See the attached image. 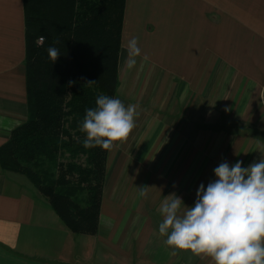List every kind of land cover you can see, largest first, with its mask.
<instances>
[{
    "label": "crops",
    "instance_id": "crops-1",
    "mask_svg": "<svg viewBox=\"0 0 264 264\" xmlns=\"http://www.w3.org/2000/svg\"><path fill=\"white\" fill-rule=\"evenodd\" d=\"M132 36L148 59L137 57L129 70L120 48L114 97L137 105L138 116L128 139L108 151L96 239L115 247L111 264H175L174 257L178 264L184 250L159 235L151 216L156 200L118 201L119 209L150 212L132 236L123 240L115 222L106 227L105 189L116 191L108 178L123 173L114 156H145L147 193L161 179L159 198L193 191L210 166L239 160L247 167L262 158L264 0H125L121 45ZM24 58L23 2L0 0V146L27 118ZM83 240L23 176L0 169V264H103Z\"/></svg>",
    "mask_w": 264,
    "mask_h": 264
},
{
    "label": "trees",
    "instance_id": "trees-1",
    "mask_svg": "<svg viewBox=\"0 0 264 264\" xmlns=\"http://www.w3.org/2000/svg\"><path fill=\"white\" fill-rule=\"evenodd\" d=\"M22 2L27 118L0 146V169L26 178L69 232L92 236L108 151L85 149L80 126L96 98L118 88L125 0Z\"/></svg>",
    "mask_w": 264,
    "mask_h": 264
},
{
    "label": "clouds",
    "instance_id": "clouds-1",
    "mask_svg": "<svg viewBox=\"0 0 264 264\" xmlns=\"http://www.w3.org/2000/svg\"><path fill=\"white\" fill-rule=\"evenodd\" d=\"M121 47L127 52L125 66L131 70L142 56L139 37L132 36ZM47 52L53 62L60 56L55 46ZM136 116L137 105L125 106L119 98L99 95L95 107L85 110L80 126L83 147L111 151L128 139ZM242 164L223 161L215 167L216 179L206 187L199 185L193 206H186L174 193L165 197L158 232L166 236L167 246L209 257L214 264H264V155L247 167ZM139 190L143 197L148 187Z\"/></svg>",
    "mask_w": 264,
    "mask_h": 264
},
{
    "label": "rangeland",
    "instance_id": "rangeland-1",
    "mask_svg": "<svg viewBox=\"0 0 264 264\" xmlns=\"http://www.w3.org/2000/svg\"><path fill=\"white\" fill-rule=\"evenodd\" d=\"M117 157V159H116ZM144 158L145 156H114V166H116V169L123 170V173L121 176L118 177H111L110 179L108 178L107 186L110 187L112 184L113 188L116 189L115 192H107V189H105V205L107 207V210L110 211L109 215L111 216V219L105 220V225L108 227V224L110 222H115L116 226L119 228L117 230L118 234L121 235V237L126 239L129 236H132L135 231L138 232L137 228L139 227L138 221H142L144 216H148L150 214L149 210H146L145 208H125L122 206L121 209L118 208V201L122 199L123 204L131 203V200H139L140 198L146 197L149 200H156V204L152 209L151 216L153 217V220L155 222V227L158 228L159 223L162 222V215L159 211L160 206L165 199V197L173 194L171 192H168L166 195L163 197L159 198V190L161 188V185L163 182L161 179H154L153 184L151 186V189H154V187L157 188V191L155 192H150L147 193L146 196H140L139 195V189L141 187H144L145 184H151V181L148 176L145 174V169H144ZM113 160V161H114ZM117 162V163H116ZM215 166H210L206 171L204 170L202 172V175L200 177L199 184L195 182L194 189L192 188L193 191L190 192H185V193H179V192H174L175 195L179 196L182 198L184 204L186 206H193L195 199H196V191L201 183L207 186L209 181L215 180L216 177L214 175L213 169ZM21 176V175H20ZM175 178H173L174 180ZM24 180L27 182L29 186L30 183L27 181L26 178ZM171 180V179H169ZM168 180V181H169ZM131 185H136L135 188L133 189V192H129L130 186ZM107 188V187H106ZM107 199V200H106ZM133 204V203H132ZM131 204V205H132ZM117 205V206H115ZM130 205V206H131ZM115 212L117 215V218H113L112 212ZM105 213V207H101V214L102 216ZM106 217V216H105ZM99 229V228H98ZM103 232H106L105 226H103ZM98 232L95 235L88 236V235H76L79 236V238L85 239L84 243L87 245V249H89L90 253L93 255L92 257L98 260L100 263L103 264H111L113 260L112 252L115 250L114 246H112L111 243L109 242H104L102 239H96ZM159 236V235H158ZM116 246V245H115ZM183 257L179 259L178 264H214V262L211 260V258L206 257V256H197L193 254L190 251H184L183 252ZM103 260V262H102ZM173 261L175 264H177L176 257L173 258ZM137 264H144L141 259H137Z\"/></svg>",
    "mask_w": 264,
    "mask_h": 264
}]
</instances>
